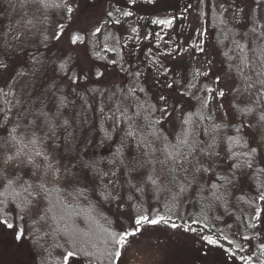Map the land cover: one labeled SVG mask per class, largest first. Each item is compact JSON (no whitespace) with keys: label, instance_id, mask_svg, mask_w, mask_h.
Listing matches in <instances>:
<instances>
[{"label":"trees","instance_id":"1","mask_svg":"<svg viewBox=\"0 0 264 264\" xmlns=\"http://www.w3.org/2000/svg\"><path fill=\"white\" fill-rule=\"evenodd\" d=\"M53 2L63 0H48ZM252 2L243 27L233 25L212 3L204 15L220 56L236 80L230 92L234 118H216L209 102L204 107L200 99L178 122L167 126L154 97L157 86L141 80L136 70L129 66L123 70L125 83L103 85L93 80L98 78L100 63L110 66L115 61L114 51L106 47L97 53L90 47L93 67L83 71L71 54L54 50L59 25L70 18L66 7H44L39 0H0V15L12 5L27 13V37L21 50L11 52L0 46V139L19 124L18 132L25 127L34 130L39 138L37 148L48 153V162L32 153L33 165L25 171H12L2 165L10 162H5L6 155L15 156L16 148L11 144L0 148V200L8 197L7 203L0 205L4 209L0 217L14 224L10 230L15 234L24 230L20 240L33 251L29 257L34 264H63L62 253L68 250L77 252L69 264H101L95 256L86 255L95 252L92 244L99 246L98 237L106 228L131 230L138 215H166L186 223L193 213L202 214L203 210V216L215 222L227 221L247 236L248 214L264 209V202L256 199L257 180L264 183V173H257L264 168V121L260 120L264 115V59L257 51L264 46V36L260 35L264 32V0ZM46 118L54 131L45 123ZM129 131L134 135L128 136ZM238 135L242 144L247 141L250 147L258 148L252 168L243 163L239 169L230 167L237 162L229 158L231 151H249L228 139ZM182 139L189 144L177 153L170 145ZM191 156L199 160L202 180H190L183 173V161ZM20 159L25 157L13 160ZM244 159L239 157L241 162ZM49 162L68 179L50 183L38 178ZM111 167L120 174L118 191L107 178ZM217 176L232 177L233 184L225 185ZM213 182L221 185L218 195L230 194L208 207ZM197 185L204 191H198ZM12 188L20 193L15 203L8 196ZM78 191L84 195H77ZM106 193L116 199H104ZM25 198L32 204L22 212L16 203ZM103 264L110 262L103 259Z\"/></svg>","mask_w":264,"mask_h":264},{"label":"rangeland","instance_id":"2","mask_svg":"<svg viewBox=\"0 0 264 264\" xmlns=\"http://www.w3.org/2000/svg\"><path fill=\"white\" fill-rule=\"evenodd\" d=\"M211 3L233 25H247L246 15L253 6L252 0H69L72 12L69 20L59 25L54 50L71 54L83 71H91L93 67L90 47L97 53L106 47L114 51L117 55L115 61L110 66L100 63L98 78L93 80L103 85L125 83L127 76L123 70L128 66L136 70L141 80L149 86H157L154 97L164 125L173 126L188 107L199 102L196 97L203 100L206 96L213 97L209 100V107L216 118L232 120L230 92L236 86V80L227 70L214 33L204 18ZM124 11L132 15L124 16ZM109 12L112 16H108ZM26 14L22 8L12 5L0 15L1 47L10 51L21 50L27 37ZM153 20H171L172 24H154ZM96 28L101 31L94 35ZM133 28L136 32L132 31ZM74 35L86 36V41L73 44ZM201 47L203 52L199 50ZM216 77L220 78L219 82ZM219 90L224 91L223 97L217 95ZM162 96L164 100L160 99ZM254 141L257 142L255 137ZM196 159L191 156L182 164L183 173L190 180H202L199 160ZM2 167L25 171L27 166L20 159L11 160ZM37 177L50 183L68 179L66 173H59L57 169L53 175L48 166ZM107 178L118 191L119 172L111 167ZM254 215L255 212L248 214L250 222L246 233L251 239L247 241L227 221L215 222L210 217L205 220L203 214L196 212L185 222L190 224L192 219H199L201 224L207 223L209 227L195 233L163 223L141 225V232L130 238L117 264H243L240 256H251L252 264H259L264 260L259 248L264 244V212L259 220L253 219ZM171 222L185 224L179 219L171 218ZM192 227L200 229L201 225ZM221 232L235 243L230 245ZM204 235H212L218 245H208L201 239ZM29 253L33 251L26 242L16 239L14 231L0 226V264H34Z\"/></svg>","mask_w":264,"mask_h":264},{"label":"snow or ice","instance_id":"3","mask_svg":"<svg viewBox=\"0 0 264 264\" xmlns=\"http://www.w3.org/2000/svg\"><path fill=\"white\" fill-rule=\"evenodd\" d=\"M40 4H42L44 7H66V10L68 13L72 12V8L71 6H67L66 5V0H63L62 3L60 4H56V3H48V0H39ZM131 2H134V0H131ZM149 2H151V0H149ZM124 16H130L132 15L131 12L129 11H124L122 13ZM108 16H112V12L108 13ZM117 23H119V21H117ZM152 23L154 24H161V25H165V26H171L172 21L171 20H153ZM101 31L100 28H96L95 33H99ZM133 32H136V29L133 28L132 29ZM257 29L253 28L252 32H256ZM203 34V33H201ZM261 36H264V32L260 33ZM83 37L79 36V35H74L71 39V43L76 44L78 41H82ZM201 52L204 51V49L201 47L199 49ZM243 49L241 48V51ZM258 53L261 56L262 59H264V46H261L258 48ZM262 67H264V65H262ZM61 68H63V65H61ZM197 75H204L207 76L208 73H197ZM219 77H216V81L219 82ZM261 85L264 86V81H261ZM194 86V85H193ZM132 91H135L134 89ZM140 91H143V89H140ZM206 91L208 92H214V89H206ZM217 95L219 97H223L225 95L223 90H219ZM213 97H208L206 96L205 98H203V100H201V103L204 107L207 106L208 102L210 99H212ZM161 100H164L165 97H160ZM197 100H200L199 97H196ZM138 107H142V105H138ZM163 112H166V109H162ZM247 111L251 112L252 109H248ZM41 115H44L46 117V114L41 113ZM260 120L264 121V115L260 116ZM184 123H188V120H184ZM33 123H35L33 121ZM45 123L48 125L50 131H54L52 124L50 121L47 120V118L45 119ZM65 124L67 123V121L64 122ZM157 123H159V121H157ZM20 125L17 124L15 127H13L11 129V131H8V136L4 139H0V148H4L6 147L8 144L13 145V147L16 148L15 151V156H11V155H6L5 156V162L11 161L14 158H19L24 156L25 159L23 160V163H25L26 166H31L34 164V157L32 155V153H34L35 157H43V162H48V153L46 152V150L44 149H39L37 148L38 142H39V138L36 136L35 131H29V129L27 127H25L23 130L18 132V129H20ZM7 131V129H5ZM237 133L240 132V129H236ZM191 133H187L186 135H190ZM128 136H133L134 133L132 131L127 132ZM153 135L155 136L156 133L153 132ZM232 144L234 146H243V147H248L249 151L247 152H243V153H238L235 151H231V156L229 158H233L236 159L237 162L233 163L230 167L233 169H239L241 167V164L243 163L244 165H246L248 168H252L253 167V158L255 157V155L258 152V148L257 147H250L248 145L247 141H243L242 142V137H240L239 135L236 137H229L228 138ZM194 143V142H193ZM189 144V141L187 139H182L180 140L179 144H174V145H170L177 153H179L180 148L182 145H187ZM208 148L211 149L212 145H208ZM203 151V149H202ZM27 153V155H25ZM213 153L211 151H209V155H212ZM169 155H172V153H169ZM243 156L245 157V159L241 162L239 161V157ZM48 169L52 171L53 175H56V169H54V166L49 162L48 163ZM209 169H204V171H208ZM257 173H264V168H260L257 170ZM217 181H223L225 185H232L233 184V179L232 177H228V176H217ZM153 184H155V181H153ZM12 186V181L10 180L8 182V187L11 188ZM257 196L256 199L258 201L264 202V183L260 182L259 180H257ZM210 189L212 190L211 192V198L209 199L208 202V207H211L214 201L217 200H223L225 195L230 194V193H221L218 195L219 193V189L221 187V185H219L217 182H213L209 185ZM29 188H31V185H29ZM29 188H25L24 191H29ZM41 190H44V185L41 184L40 185ZM197 190L200 192L204 191V187L202 185H197ZM185 189H181V192H184ZM3 195V194H0ZM20 195V193L16 192L14 188H12L11 192L8 193V196L11 197L12 201L15 203L16 202V198ZM77 195H84L83 191H78ZM131 199V197H129ZM7 199L8 197H5V199L0 200V205H4L7 203ZM104 199L109 200V199H116V197H113L111 195V193H106L104 195ZM175 199V198H174ZM240 199H243V197H241ZM249 203H252V201L250 200ZM32 201L28 200L27 198H25L24 200H21L19 203H16V207L20 208V210L26 211L29 209V207L31 206ZM174 207V204L173 206ZM172 207H169L168 210L172 211ZM4 209L0 208V212H3ZM261 212H264V209L261 208H256L255 209V215L253 217V219L255 220H259L260 216H261ZM202 214H203V210H202ZM20 219H23V217L21 216ZM204 219L206 220L207 217L205 216ZM160 223H163L165 225H169L172 228H178V227H183L185 231L188 232H198V231H202L204 228H208L209 225L207 223L201 224V221L199 219H192L191 223H185L183 225H177L174 222H171V217L166 216V215H157L154 218H150L148 215H138L135 220H134V226L131 230H121L119 232L114 231V230H110V229H104V235L98 237V241H99V246L96 243L92 244V247L95 249V252H89L86 253V255L88 256H95L97 260L101 261V264H103V259H107L109 260L110 264H115L116 260L121 256L122 250L126 247V245L129 243L130 238L135 237L138 233L141 232V225H158ZM192 225H201L200 229H197L195 227H192ZM0 226H4L8 229H13L15 226L13 223L9 222V220L6 217H0ZM255 226V225H253ZM23 229H19L16 232V239H20L23 235ZM221 235L223 237V239L227 240V242L231 245L234 244L235 241L228 239L227 236H223V233L221 232ZM201 239H203L204 241H206V243L208 245H218V240L215 239L212 235H204L201 237ZM243 239L245 241L251 239V237L248 236H244ZM260 248V254L264 255V244H261L259 246ZM114 249V251H113ZM240 251H243L242 248L239 249ZM233 255H235V253H232ZM77 255V252L74 250H68L65 253H62V257H63V264H69V261L71 260V258H73L74 256ZM239 259L243 262V264H252V257L251 256H240ZM259 264H264V260H261L259 262Z\"/></svg>","mask_w":264,"mask_h":264}]
</instances>
